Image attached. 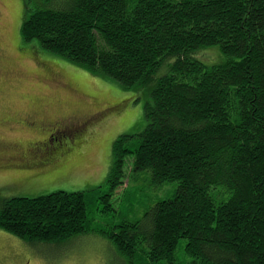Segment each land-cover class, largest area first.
<instances>
[{"label": "trees", "instance_id": "1", "mask_svg": "<svg viewBox=\"0 0 264 264\" xmlns=\"http://www.w3.org/2000/svg\"><path fill=\"white\" fill-rule=\"evenodd\" d=\"M24 1L22 41L124 88L153 85L103 183L7 197L0 228L29 243L95 232L107 264H264V0ZM213 44L226 59L205 63Z\"/></svg>", "mask_w": 264, "mask_h": 264}, {"label": "rangeland", "instance_id": "2", "mask_svg": "<svg viewBox=\"0 0 264 264\" xmlns=\"http://www.w3.org/2000/svg\"><path fill=\"white\" fill-rule=\"evenodd\" d=\"M36 3L39 2L31 0L28 6ZM24 16V0H0V207L11 196L33 197L57 189L87 190L103 183L113 140L121 133H139L144 129L147 89L153 85L152 82L124 88L112 78L92 74L83 66L43 49L36 40L22 41L20 26ZM197 57L205 63L226 59L218 44L200 50ZM166 70L163 67L159 73ZM54 74L58 80H53ZM71 81L81 90L80 94H95L96 98L109 100L114 106L98 116L100 108H96L84 127L59 137L66 152L61 164L53 170L37 172L18 165H1L9 159L12 146L24 145L37 134L34 126L19 122L27 117L24 112L33 111L37 118H63L71 112L94 110L96 104H90L93 101L88 95L81 99L77 93L66 90L65 83ZM143 188L153 201L165 195L158 185L149 183ZM96 207L88 205L89 218H102ZM113 258L117 260L109 241L95 232L63 243H29L0 228V264H107Z\"/></svg>", "mask_w": 264, "mask_h": 264}, {"label": "flooded vegetation", "instance_id": "3", "mask_svg": "<svg viewBox=\"0 0 264 264\" xmlns=\"http://www.w3.org/2000/svg\"><path fill=\"white\" fill-rule=\"evenodd\" d=\"M53 80H58L55 74ZM72 84H74L72 81L71 83H65L64 87L68 91L77 93L76 96H78V98L88 95L86 97L93 101L90 102V104H96L94 110L92 112L85 110L82 113L71 112L68 116L63 118H37L33 111L24 112L27 117L22 118V120L20 119L19 122L26 124V126H34V130H36L37 134L35 137L28 139L24 145L16 144L14 148L12 146V150L10 149V153L8 154L9 159L3 160L1 165H18L24 169L37 170V172H48L53 170L58 166V163L61 164L62 162L66 150L62 147L64 144L61 141L63 136L68 134L70 128L79 124L85 125L95 114L96 108H100L96 115L98 116L114 106L109 100L106 101V99L103 98H96L94 96L95 94L85 93L84 95L83 92L80 94L81 90H78L75 87L76 85L74 84L75 86H73ZM102 100H104V102ZM43 129H46V131ZM59 137H62L61 140H59ZM12 160L14 162H12ZM22 174L26 176H36L39 173Z\"/></svg>", "mask_w": 264, "mask_h": 264}]
</instances>
